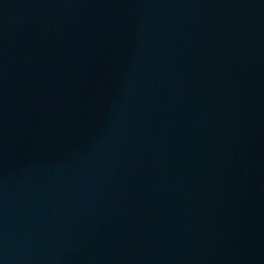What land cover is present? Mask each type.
<instances>
[{"label":"water","instance_id":"water-1","mask_svg":"<svg viewBox=\"0 0 264 264\" xmlns=\"http://www.w3.org/2000/svg\"><path fill=\"white\" fill-rule=\"evenodd\" d=\"M0 264H264V0H0Z\"/></svg>","mask_w":264,"mask_h":264}]
</instances>
